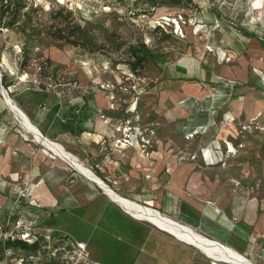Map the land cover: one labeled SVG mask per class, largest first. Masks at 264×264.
I'll list each match as a JSON object with an SVG mask.
<instances>
[{
  "label": "rangeland",
  "instance_id": "rangeland-1",
  "mask_svg": "<svg viewBox=\"0 0 264 264\" xmlns=\"http://www.w3.org/2000/svg\"><path fill=\"white\" fill-rule=\"evenodd\" d=\"M19 1L22 5L16 7L17 0H0V87L8 96L11 80L16 87L64 88L65 97L82 88L96 93L104 90L108 102H133L131 96L138 94L139 107L131 115L139 113L150 126V150L157 147L166 119L180 116L192 121L197 126L188 130L185 124L178 133L180 140L167 141L198 147L207 161L233 165L232 183L263 203L264 116L256 118L264 111L260 93L264 84V5L255 7V0H182L179 6L169 5V0ZM10 20L12 24H8ZM157 21L164 27L156 25ZM243 24L256 30L257 36L245 34L240 29ZM77 25L82 32L76 31ZM60 33L69 36L68 40L76 38L74 34L80 37L72 43L55 37ZM142 42L157 54L159 65L147 62L136 73L130 69L132 47ZM219 48L226 54L222 59ZM165 62L184 63L190 73L200 77L199 86L164 81L157 73ZM83 75L89 81L81 85ZM0 96L4 98L1 90ZM174 106L185 112L179 114ZM212 124L223 137L208 133ZM190 132L195 133L189 136ZM208 148L218 152L217 158L212 159ZM23 213L35 218L30 206ZM88 243L90 257L97 258L99 250ZM194 252L202 259L200 263L192 262ZM23 253L27 255L26 250ZM36 256L47 260L41 254ZM150 264L214 263L150 223Z\"/></svg>",
  "mask_w": 264,
  "mask_h": 264
},
{
  "label": "crops",
  "instance_id": "crops-1",
  "mask_svg": "<svg viewBox=\"0 0 264 264\" xmlns=\"http://www.w3.org/2000/svg\"><path fill=\"white\" fill-rule=\"evenodd\" d=\"M175 64L188 69L181 62H165L163 67H170L166 70L169 76L160 70L157 75L171 82L201 80L189 69L187 74L198 79H176L180 73L174 70ZM84 76L81 85L89 81ZM8 85L11 99L28 120L46 140L58 143L67 151L69 158L45 144L44 138L37 139L26 130L0 96V219L9 210L16 216L30 218L21 214L23 208L30 206L37 221L50 219L47 227L85 240L88 249V242L93 243L99 250L94 259L102 264H150L151 222L132 215L110 195L108 188L136 204L191 226L257 264H264V200L262 203L259 198H252L245 189L232 183L233 165L207 161L198 147L167 141L180 140L178 133L182 127L186 124L191 130L196 123L180 116L166 119L150 157L143 156L135 145L113 151L110 144L115 124L139 107L138 94L131 96L129 101L133 102H115V109H110L104 90L91 93L90 88H82L65 97L64 88L16 87L15 80ZM261 88L264 100V84ZM174 107L179 114L185 112L180 106ZM99 110L106 114L104 118ZM228 118L233 116L229 114ZM143 119L147 121L148 116ZM176 122H179L178 132L173 130ZM213 126L208 133L223 137L224 133ZM134 142L137 145V139ZM208 150L212 159L217 158V151ZM192 154L197 157L190 158ZM25 182L28 183L26 194L18 199V189ZM193 260L202 261L195 252Z\"/></svg>",
  "mask_w": 264,
  "mask_h": 264
},
{
  "label": "built area",
  "instance_id": "built-area-1",
  "mask_svg": "<svg viewBox=\"0 0 264 264\" xmlns=\"http://www.w3.org/2000/svg\"><path fill=\"white\" fill-rule=\"evenodd\" d=\"M176 22L180 30L181 25L178 20ZM156 25L162 24L157 21ZM262 39L264 40V37ZM208 48L213 50L211 46ZM110 109H115V102H110ZM99 115L102 118L106 116L102 110H99ZM114 131L115 135L110 144L113 151L135 145L143 156H151L150 126L142 122L139 113L119 119ZM195 132H190L189 136H193ZM27 186L28 183L25 182L24 186L18 189V199L26 194ZM13 215V211L10 210L0 219V264H41L40 261L44 264H102L90 257L85 240L52 227L41 226L34 218ZM33 244H38L37 249L28 248ZM18 250H22V253L20 254ZM25 250L27 255L23 253ZM36 254H41L47 260H38Z\"/></svg>",
  "mask_w": 264,
  "mask_h": 264
},
{
  "label": "bare ground",
  "instance_id": "bare-ground-1",
  "mask_svg": "<svg viewBox=\"0 0 264 264\" xmlns=\"http://www.w3.org/2000/svg\"><path fill=\"white\" fill-rule=\"evenodd\" d=\"M263 1L264 0H255V2H254L255 7L262 8L264 5ZM161 18L167 19L166 16H162ZM218 54H219V57H221V59H222V57H225L224 51L220 48L218 49ZM188 84H193V86L195 85L196 87L199 86L196 83H188ZM0 90H1V94L3 95L5 101L14 110V112L16 113L19 121L22 123L24 128L26 130L30 131L34 135V137H36L37 139H42V138H40L41 132L39 133L38 129L28 120V118L26 117V114H24L23 111L13 102L11 97H9L8 94L6 93L5 89L1 87ZM262 116H264V111H262L256 119H259ZM43 141L45 144H47L53 150L57 151L61 155H64L65 157L69 158V154L66 153L67 151L65 152L58 143H55V142H52L49 140H44V139H43ZM230 145H229V147H230V149H232V146H230ZM76 165L79 166L85 172H87L81 165H79L77 163H76ZM190 168H189V170H190ZM96 180H98V179L96 178ZM101 184H103V183H101ZM103 186H105V185L103 184ZM106 189L117 202L121 203L124 206V208H126L135 217L147 220L151 223L153 222L152 224H154L155 226L159 225L164 229L172 231L174 234L177 235V237L182 238V239L186 240L187 242L198 245L201 249H203L205 252H207L209 255H211L213 257L221 258L229 264H257L254 261L251 262V261L247 260L248 257L243 255L242 253H240L236 249H234V248H232V247H230L224 243H221L218 240H215L213 238H210L206 235L201 234L200 232H198L197 230H195L194 228H192L189 225L180 223L176 220H173L172 218H170L168 216L162 215V214L158 213L157 210H154L151 207H147V206L145 207L143 205L136 204V203L128 200L129 198L128 199L123 198V196H119V195L115 194L110 189H108V188H106ZM219 243H221V245Z\"/></svg>",
  "mask_w": 264,
  "mask_h": 264
},
{
  "label": "trees",
  "instance_id": "trees-1",
  "mask_svg": "<svg viewBox=\"0 0 264 264\" xmlns=\"http://www.w3.org/2000/svg\"><path fill=\"white\" fill-rule=\"evenodd\" d=\"M181 1L182 0H169V5H171V6H179L181 4ZM15 5H16V7H19V6L22 5V3L19 0H17V2L15 3ZM17 13H18V11L15 10V14H17ZM13 18H16V16L13 15ZM12 23H13V20H10L8 22V24H12ZM75 27H76V31H81V32L83 31V28L80 25H77ZM240 29L242 31L248 33L249 35H252V36H256L257 35L256 30H250V28L248 26H246V25L240 26ZM74 35H75L74 37H76V38H74L73 40H68L69 39L68 38L69 36H67L65 34H61V33L58 34V35H55V37H57L58 39H66L67 41L72 42V43H77L78 40H79L80 35H78V34H74ZM132 53H133L134 61L131 63L130 69L133 72L139 73L141 71V68H144L145 67V64L147 62H153L156 66L159 65L158 60H157V54L154 51H152L151 49H149L148 46L145 43H143V42L140 43V44H138V46H135V47L133 46L132 47ZM169 68H170L169 66H166L165 65V67H163V68L160 67L159 70L161 72H163L164 76L167 77V76H169V73L166 72V70L169 69ZM174 70L180 73V75L177 76L176 79H178V78L179 79H187V80H195V79H198L195 76L188 75L187 74L188 69L185 66H182L180 64H175L174 65ZM40 87L43 88V87H45V85H41ZM94 91L95 90L91 89L90 92L92 93ZM13 216L16 217V215H13ZM50 223H51V221L48 218L46 220L41 221L39 224L41 226H48ZM63 232L67 233L66 231H63ZM71 235H73V234H71ZM73 236L76 237L75 235H73ZM76 238H78V237H76ZM78 239H80V238H78ZM24 246H25V244H24ZM37 247H38V244H33L30 247H28V248H31L32 250H35V249H37Z\"/></svg>",
  "mask_w": 264,
  "mask_h": 264
},
{
  "label": "water",
  "instance_id": "water-1",
  "mask_svg": "<svg viewBox=\"0 0 264 264\" xmlns=\"http://www.w3.org/2000/svg\"><path fill=\"white\" fill-rule=\"evenodd\" d=\"M0 88H1V87H0ZM40 137H41V138H44V139L46 140V137H44L41 133H40ZM158 213H160V212H158ZM152 223H153V222H152ZM156 226H157L158 228H160V229H162V230H165V231H167L168 233H170V234H172V235H174V236L177 237V235L174 234L172 231L167 230V229H164V228H162V227L159 226V225H156ZM177 238L180 239L181 241H183V242H185V243H187V244H189V245L195 247L199 252L203 253L206 257H208V258H209V261L213 262L214 264H220L221 262H225V263H227L225 260H223V259H221V258H217V257H213V256L209 255L207 252H205L203 249H201L198 245H195V244H193V243L187 242L186 240H184V239H182V238H179V237H177ZM219 244L221 245V243H219ZM247 260L253 262V261H252L251 259H249V258H247Z\"/></svg>",
  "mask_w": 264,
  "mask_h": 264
}]
</instances>
